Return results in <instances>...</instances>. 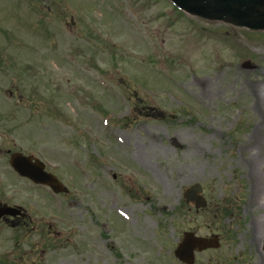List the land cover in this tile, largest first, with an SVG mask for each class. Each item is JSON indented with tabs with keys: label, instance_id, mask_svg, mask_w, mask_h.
<instances>
[{
	"label": "rangeland",
	"instance_id": "obj_1",
	"mask_svg": "<svg viewBox=\"0 0 264 264\" xmlns=\"http://www.w3.org/2000/svg\"><path fill=\"white\" fill-rule=\"evenodd\" d=\"M242 79L264 85V31L168 0H0V202L28 229L16 247L0 222V264H181L184 231L220 237L194 264H264V112ZM13 151L67 193L13 173ZM196 182L208 207L178 210Z\"/></svg>",
	"mask_w": 264,
	"mask_h": 264
},
{
	"label": "water",
	"instance_id": "obj_2",
	"mask_svg": "<svg viewBox=\"0 0 264 264\" xmlns=\"http://www.w3.org/2000/svg\"><path fill=\"white\" fill-rule=\"evenodd\" d=\"M178 8L190 15L210 20H221L237 27H246L251 30H264V0H170ZM9 163L21 176L27 177L35 183L49 186L53 191H63L57 178L44 171V164L32 155L26 156L15 152L11 154ZM201 186L195 183L185 189L183 197L186 203L196 208L205 207V198L200 194ZM22 215V213L7 205L0 206V217L5 215ZM218 236H195L192 232H185L182 240L174 250V255L182 262L192 264L193 250L201 251L206 248H217ZM264 251V241H263Z\"/></svg>",
	"mask_w": 264,
	"mask_h": 264
},
{
	"label": "bare ground",
	"instance_id": "obj_3",
	"mask_svg": "<svg viewBox=\"0 0 264 264\" xmlns=\"http://www.w3.org/2000/svg\"><path fill=\"white\" fill-rule=\"evenodd\" d=\"M240 87L242 91L248 92V95H249L248 97L251 101V105L262 109L264 112V85L262 86L259 83H256L255 80L242 79ZM215 92H216V89L214 87V84L211 83V81L209 80H204V86L201 92L202 95H205L204 98L211 101L215 97ZM263 120H264V114H263ZM263 142H264V139H263ZM253 235H254L253 242H255L256 237L258 235L257 229L255 228H254Z\"/></svg>",
	"mask_w": 264,
	"mask_h": 264
},
{
	"label": "flooded vegetation",
	"instance_id": "obj_4",
	"mask_svg": "<svg viewBox=\"0 0 264 264\" xmlns=\"http://www.w3.org/2000/svg\"><path fill=\"white\" fill-rule=\"evenodd\" d=\"M2 203L0 202V205ZM11 205V204H10ZM17 206V205H15ZM19 207V206H18ZM22 209V208H21ZM24 211V215L23 216H19V215H16L14 217H11V216H4L0 219V222L2 223H10L12 224V226H15V225H18V226H22L24 225L25 223V218L27 216V213L25 212L24 209H22ZM22 218V219H21ZM14 221V222H13ZM21 244H17L16 247H20ZM113 250V249H112ZM23 255V254H22ZM118 256V254H116ZM14 262L16 264H24L25 263V259L21 256V255H17L16 258H13ZM28 264H36L35 261H33L32 263H28Z\"/></svg>",
	"mask_w": 264,
	"mask_h": 264
},
{
	"label": "trees",
	"instance_id": "obj_5",
	"mask_svg": "<svg viewBox=\"0 0 264 264\" xmlns=\"http://www.w3.org/2000/svg\"><path fill=\"white\" fill-rule=\"evenodd\" d=\"M181 208H179L178 210H180ZM223 210V212L225 213V214H222L223 216H226V213H229V210L227 209V208H223L222 209ZM12 264H16V263H14V262H11Z\"/></svg>",
	"mask_w": 264,
	"mask_h": 264
}]
</instances>
